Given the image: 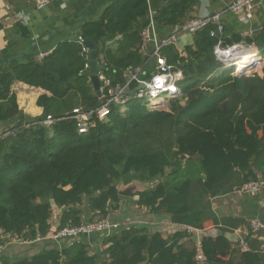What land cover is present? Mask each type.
I'll use <instances>...</instances> for the list:
<instances>
[{
    "label": "trees",
    "instance_id": "obj_1",
    "mask_svg": "<svg viewBox=\"0 0 264 264\" xmlns=\"http://www.w3.org/2000/svg\"><path fill=\"white\" fill-rule=\"evenodd\" d=\"M199 3L164 0L153 14L157 28L183 24ZM149 15V0H115L98 19L82 23L81 34L97 43L98 61L106 64L102 69L111 85L126 84L128 70L152 64L139 48ZM212 29L210 24L198 30L185 51L175 45L163 50L167 61L183 71L180 96L150 109L130 95L124 111L112 105L107 117L94 118L86 132L78 130L74 104L93 109L100 99L90 85L88 53L79 38L0 76V121H14L0 141V230L33 239L109 217L124 198L118 181L134 180L151 185L127 199L142 212L165 215L184 227L164 237L155 226L150 230L147 222L128 219L105 237L103 250L91 251L85 242L60 249L46 241L30 245L39 246L38 252L5 264H198L199 249L210 264H264V231L251 230L252 218L264 223V205L255 204L240 216H218L213 208L215 197L245 182L264 183V69L263 75L218 72L214 46L219 38ZM242 39L240 34L223 37L225 44ZM245 39L264 53V26ZM16 80L51 92L37 101L42 115L19 109L12 91ZM53 114L51 125L41 123ZM258 195L248 196L257 201ZM54 206L61 209L59 226L52 222ZM238 227L249 230L248 249L227 235ZM190 228L206 233L197 241ZM214 228L221 233L210 234Z\"/></svg>",
    "mask_w": 264,
    "mask_h": 264
},
{
    "label": "built area",
    "instance_id": "obj_2",
    "mask_svg": "<svg viewBox=\"0 0 264 264\" xmlns=\"http://www.w3.org/2000/svg\"><path fill=\"white\" fill-rule=\"evenodd\" d=\"M50 3L51 0H36V7L38 9L45 8ZM258 6L264 7V0H234L225 8L212 14L197 16L187 20L183 24L177 26L178 28L176 27L175 31L163 37L158 35L156 22L153 13L150 11V22L148 26L141 31V43L139 48L147 57L149 55L150 59L153 61L151 66L147 70L142 65L128 70L126 73L128 78L127 83L124 85L113 86L111 85V80L106 76L102 69L106 64L104 62H102V65L99 64L100 70L98 76L99 79L104 82L103 86L100 88L102 92L101 97H99L100 104L89 110L81 107L73 110L74 117L77 119L79 132H86L89 127L95 123L94 118L100 120L105 119L109 114V109L112 105H120L121 107L124 105L126 106V103L130 99V95H134L141 100H146V102H144L150 109L162 108L164 107V104L166 105L169 99L180 96L182 91L179 82L184 78L183 71L180 67L170 64L167 61L163 50L171 45H176L182 34L190 35L193 38L198 30L203 29L210 24L213 25L211 35H216L219 38L214 46V54L220 64L226 66V69H231L235 74L244 73L250 75L258 72L256 71L257 67L260 66V64L261 68L264 66L262 56L260 55V58L258 56L263 52L255 44L246 43L245 38L252 36L254 33L251 26L242 32L243 39L241 41L232 44H225L223 41L226 28L223 15L226 12H233L238 15L240 22L250 25ZM79 40L82 43L83 39L81 37H79ZM249 48L255 49L251 61L242 66L236 65L235 63L237 59L242 56L246 49ZM50 52L42 53L41 56H46ZM149 73H151L150 77L146 79V76ZM133 81L138 83V85L144 84L145 87L131 89L129 84ZM130 90H134V93L130 94ZM55 120V116L48 115L46 119L41 121V123L49 126ZM6 134L7 132L5 131L0 132V141L6 136ZM262 185H264V183L258 180L248 181L235 192L246 195L260 194L262 192ZM123 224H125V222L113 221L111 218L106 217L85 220L78 225L59 227L51 233H47L44 236L38 235L33 239L7 234V242L0 245V256L7 245L30 246L33 243H44L48 241L61 249L65 246H72L79 242H85L84 238H90L93 234H101L105 237L110 236L119 230ZM192 230L194 229L190 228V231ZM251 230L254 233L263 232L264 223L257 217L252 218ZM232 231L235 234L234 239L240 240L239 248L244 250L248 249V242L244 237L249 233V230L239 227ZM85 243H87V246L91 251H94L95 246L92 241ZM196 259L198 264H210L200 249Z\"/></svg>",
    "mask_w": 264,
    "mask_h": 264
},
{
    "label": "crops",
    "instance_id": "obj_3",
    "mask_svg": "<svg viewBox=\"0 0 264 264\" xmlns=\"http://www.w3.org/2000/svg\"><path fill=\"white\" fill-rule=\"evenodd\" d=\"M113 1L115 0H51V3L47 7L38 9L36 7V0H0V76L6 71H12L14 65L25 62L31 57L41 61L44 58V56H41L42 53L52 51L59 43L67 39L73 40L79 38L82 23L86 20L98 19L104 9ZM149 1L150 11L153 14L164 2V0ZM233 1L199 0V5L190 13L187 20L197 16L212 14L225 8ZM260 7L263 6H259L250 25L240 22L237 14L226 12L223 15L226 26L225 34L229 37L232 34L242 35V32L250 28V26L253 28L254 33L258 31L264 26V14L260 12ZM85 10L86 13L82 16L81 12ZM177 26L179 25L162 29L157 28L158 35L163 37L172 33ZM192 40L193 38L190 35L182 34L175 46L178 50L185 51L186 46L191 44ZM111 45L115 44L111 43ZM147 58L150 59L149 55ZM12 91L16 94L19 109L32 117L40 116L44 112V107L37 103L39 97L44 94L51 96V92L46 89L31 86L19 80H16L12 84ZM67 109L63 113L69 112V108ZM13 123L14 121L11 123L0 121V132H4L3 128H5V131L8 130ZM239 196L244 197L237 200L236 198ZM136 198L137 196H134V199ZM255 204L263 206L264 199L253 201L248 195L237 192L213 199V208L218 216H240L244 214L245 210L253 209V205ZM132 208L140 212L143 211L136 204ZM118 209H114L109 215V218L113 221H119L117 219L118 214H116V210ZM54 210L55 216L52 218V222L55 221L54 223L59 225L61 209L54 206ZM147 217L156 221L155 227L163 233L164 237H168L175 231L184 228L183 225L173 223L165 215L158 218L153 215H147ZM142 218H145V216L136 219ZM191 232H193L192 239L195 240L206 233L202 229H194ZM209 233L216 235L217 233H221V231L214 228ZM227 235L232 239L235 238L233 231L228 232ZM6 239H8L7 234L0 230V240H2L0 245L5 244L7 242ZM91 239L93 238H84L85 242L91 241ZM106 246L102 244L103 248ZM16 247L18 246L7 245L1 253L0 262L3 264L8 260L12 262L17 256L34 254L39 250V246L36 245L30 246L31 248L29 249L20 246Z\"/></svg>",
    "mask_w": 264,
    "mask_h": 264
},
{
    "label": "rangeland",
    "instance_id": "obj_4",
    "mask_svg": "<svg viewBox=\"0 0 264 264\" xmlns=\"http://www.w3.org/2000/svg\"><path fill=\"white\" fill-rule=\"evenodd\" d=\"M263 55H264V53H263ZM222 66L220 65L218 67V69H217L218 72L230 71L231 70V69H226V68H224ZM263 69H264V66H263V68H261V64H260V66L257 67L256 71H258L260 75H263ZM144 101L146 102V100H144ZM164 107H166L165 104H164ZM125 109H126V106L125 105L121 107V110L122 111H124ZM2 130L5 131V128H3ZM135 183H136L135 185L132 183V184H126L127 186H125V184H124L123 181H118V186H119V189L120 190H123L126 187L133 186V185L135 186V188L137 187V189L138 188L139 189L140 188H148L151 185V184H149V183L147 184L145 182H141V183L135 182ZM122 197H124V198L122 199V202L119 204V207H118L119 209L116 210V214H118L117 215V219L120 222H125V223L128 221L127 218H129L131 220L134 219L136 221L138 220V221H141V222H147L148 228L151 230L152 227L155 226V222L156 221H154L153 219L147 217V215H150V213L148 211L140 212V211H137V209H133L132 207H134V203L132 202V200L131 199H127V198H129L128 196L122 195ZM242 197H244V196H239L236 199L238 200V199H240ZM256 197H258L259 199H262V198L264 199V185H262V192H261V194H259ZM113 213H115V212H113ZM125 214H127V215H125ZM124 215H125V217H124ZM142 216H145V218L136 219V218H139V217L141 218ZM96 218H99V217H95V219ZM137 224H140V223H137ZM90 238H93V239H91V241L93 242V244L95 246V249H97V250H103L104 249L102 247V244H103V240L105 239V236H103L101 234H93V235L90 236ZM199 239L200 238H197L198 241H199ZM189 244L192 245L191 240L189 241ZM18 247H16V248H18ZM20 247H22V248L25 247L26 249L31 248L28 245L27 246H20Z\"/></svg>",
    "mask_w": 264,
    "mask_h": 264
},
{
    "label": "water",
    "instance_id": "obj_5",
    "mask_svg": "<svg viewBox=\"0 0 264 264\" xmlns=\"http://www.w3.org/2000/svg\"><path fill=\"white\" fill-rule=\"evenodd\" d=\"M85 13H86V10L84 12H81V15L84 16ZM80 37L83 39L82 43L85 46V49H86V51L88 53V66H87V69H86V73H88L90 75V85L93 88V91L96 93V95L98 97H101L102 92H101L100 88H101V86H103L104 82L102 80H100L99 76H98V72H99L100 69H99V61H98V46H97V43L92 38L87 37L85 34H81ZM72 38H73V36H72ZM241 74H244V73H241ZM144 87H145L144 84H139L137 86V89L144 88ZM129 93L133 94L134 90H130ZM74 106H75V108L79 107V105L77 103H75ZM87 110H89V109H87ZM186 157H187L186 155H182L183 159L186 158ZM135 182L141 183L140 181L134 180L133 182H131L129 184L133 183L135 185L136 184ZM134 185L133 186H128V187H126L123 190H120L119 186H118L119 193L121 195H124V196L133 197L135 191L146 189V188H140V189L138 188L137 189V187L135 188Z\"/></svg>",
    "mask_w": 264,
    "mask_h": 264
},
{
    "label": "bare ground",
    "instance_id": "obj_6",
    "mask_svg": "<svg viewBox=\"0 0 264 264\" xmlns=\"http://www.w3.org/2000/svg\"><path fill=\"white\" fill-rule=\"evenodd\" d=\"M255 52V49L253 48H249V49H246L244 51V53L242 54L241 57H239L236 61V65H239V66H242L243 64H246L248 62L251 61V57L253 55V53ZM259 58H260V54L258 55ZM224 68H226V66L223 65Z\"/></svg>",
    "mask_w": 264,
    "mask_h": 264
}]
</instances>
